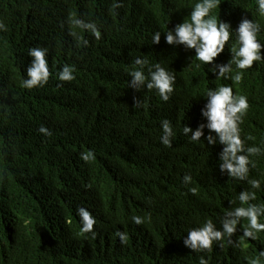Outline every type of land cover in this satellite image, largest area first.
<instances>
[{"label": "trees", "instance_id": "trees-1", "mask_svg": "<svg viewBox=\"0 0 264 264\" xmlns=\"http://www.w3.org/2000/svg\"><path fill=\"white\" fill-rule=\"evenodd\" d=\"M195 2L0 0V264H199L201 258L206 264H264V230L244 237L245 218L232 234L223 230L235 208L264 206V49L238 84L230 64L239 23L260 24L264 43V17L257 0H221L213 14L231 25L232 35L224 51L203 64L195 48L166 42ZM77 19L95 24L100 39L77 27ZM157 31L160 40L152 43ZM32 47L47 50L50 76L28 89L22 81ZM137 57L148 59L146 74L156 63L174 74L168 101L154 89L128 86ZM66 64L74 79L61 81ZM224 65L227 78L219 74ZM221 85L249 105L238 125V155L249 161L242 179L221 169L225 145L216 133L215 143L207 140L204 92ZM136 99L143 106L133 107ZM164 119L174 131L170 147L160 141ZM201 124L197 142L190 141L191 131L182 132ZM250 147L258 151L249 153ZM82 152L94 158L84 161ZM242 192L250 194L246 204L238 199ZM79 207L95 220L88 233ZM133 215L143 222L133 223ZM206 220L221 238L210 250L186 245L188 231ZM118 232L125 233L124 242Z\"/></svg>", "mask_w": 264, "mask_h": 264}, {"label": "clouds", "instance_id": "clouds-1", "mask_svg": "<svg viewBox=\"0 0 264 264\" xmlns=\"http://www.w3.org/2000/svg\"><path fill=\"white\" fill-rule=\"evenodd\" d=\"M221 4V0H196L192 6V10L187 19L179 23L174 30L168 31L166 34V42L183 43L189 48H195L196 59L207 64L212 62L221 52L224 51L226 43L232 35L231 25L218 18L213 14V10L217 9ZM257 11L260 16L264 17V0H257ZM74 24L79 28L89 29L96 37L100 39L101 33L97 26L93 23H82L80 20H75ZM2 27V25H0ZM236 42L231 47L233 58L230 64L235 65V74L232 76L234 84H238L242 79V70L251 68L254 61L259 62L262 59L261 50L264 49V43L258 39V33L261 31V26L254 20L244 19L234 30ZM152 43H157L160 40V32H155L151 37ZM87 43V41H85ZM46 49L32 47L28 50L33 57L31 66L27 69L28 79L22 81L24 88L31 89L34 86H43L47 83L50 71L46 60ZM149 64L147 58H135L133 61L134 67L128 72L131 80L128 86L136 90L146 87L148 90H155L163 101H168L170 95L174 91L175 76L159 63L149 67L147 74L144 71L146 65ZM230 71L229 65L220 66L219 74L221 77L227 78L226 74ZM61 81H70L74 79L73 69L69 65H64L58 73ZM207 97V103L202 110L203 115L207 118L206 127L209 130L207 140L209 143H215V137L211 132L216 133L219 141L224 144L221 153V169H227L229 176L236 178H244L248 173V157L238 155L243 150V144L240 137V129L238 127L242 117L246 113L249 105L247 98L244 95H234L231 86L221 85L216 90L207 89L204 92ZM143 106V101L136 99L133 107L139 108ZM205 125L201 124L195 131L188 126H184L182 132L184 134L192 132L190 141L197 142L203 135ZM39 131L47 135L51 133L41 126ZM174 137V131L170 121L164 119L161 121L160 141L163 145L170 147L171 138ZM249 153H256V148H248ZM81 159L90 161L94 158L92 152H82ZM185 181L191 180V176L185 175ZM253 187H259V181L251 180ZM192 192L196 189L192 188ZM250 198V194L246 192L240 193L238 199L241 203L246 204ZM264 213V206L249 205L247 207H237L229 215L233 219L226 220L223 223L225 234H232L235 231V226L239 218L247 220V227L244 231V237L255 238L256 234L264 230V222H261V217ZM77 214L82 222V231L88 233L93 229L95 223L94 218L84 207L77 209ZM131 221L135 224L143 222V218L138 215H133ZM117 235L121 241L126 240L125 233L118 232ZM221 232L214 229L211 220H206L200 227L192 228L188 231V236L184 243L193 249L204 250L211 249L213 240H219ZM199 264H206L203 258ZM255 264V261L253 262Z\"/></svg>", "mask_w": 264, "mask_h": 264}]
</instances>
